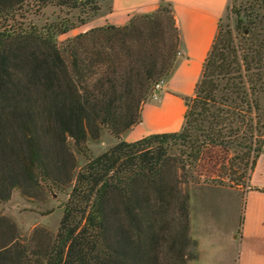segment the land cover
<instances>
[{"label":"trees","instance_id":"1","mask_svg":"<svg viewBox=\"0 0 264 264\" xmlns=\"http://www.w3.org/2000/svg\"><path fill=\"white\" fill-rule=\"evenodd\" d=\"M100 1L0 0V201L13 189L36 197L73 182L55 234L36 226L24 237L0 215V264H190L196 240L186 165L209 146L248 153L259 133L251 168L261 151L264 14L236 10L239 22L253 25L244 45L219 24L179 131L127 142L120 135L139 122L152 85L173 69L179 34L172 8L161 0L124 25L91 27L61 44L55 35L76 21L42 30L17 20L23 7L55 4L78 10L84 23L101 13ZM103 128L117 143L75 172L72 146L83 150ZM191 139L184 158L168 152L171 141ZM216 177L204 181L224 183Z\"/></svg>","mask_w":264,"mask_h":264},{"label":"crops","instance_id":"2","mask_svg":"<svg viewBox=\"0 0 264 264\" xmlns=\"http://www.w3.org/2000/svg\"><path fill=\"white\" fill-rule=\"evenodd\" d=\"M160 1L109 0V10L101 12L96 17L98 24L92 27L124 25L135 14L153 12ZM163 2L172 8L179 34L173 69L161 80L154 96L141 105L139 122L119 140L131 142L181 129L185 97L194 93L228 0ZM189 195L190 235L196 240L190 264H264V137L244 197L228 184L208 182L191 185Z\"/></svg>","mask_w":264,"mask_h":264},{"label":"rangeland","instance_id":"3","mask_svg":"<svg viewBox=\"0 0 264 264\" xmlns=\"http://www.w3.org/2000/svg\"><path fill=\"white\" fill-rule=\"evenodd\" d=\"M100 4L101 12H104L108 3L106 0H101ZM26 9V7H23L19 10L17 20H22L25 24L35 25L42 30H51L52 25L63 22L64 20L76 21V24L66 32L57 33L55 35L59 44L63 43L66 38L88 30L99 22V20L96 19L97 16H95L84 23H77V17L84 16V14L82 15L78 10H72L55 4H48L40 9H36V7L33 6ZM238 9H241L245 14L251 16H253L255 12L264 14V0H228L226 11L220 20L221 29H230L234 43L244 45L249 41L253 25L247 21L246 17L240 16L239 18H243V21H238V17L235 13ZM166 15L169 16V13ZM262 78L264 79V75ZM162 79L157 83L160 84ZM157 83L152 85L145 102L154 96L155 90L159 88V86H156ZM259 99L264 116V94L259 95ZM198 134L199 133H197V137L199 141L201 138L203 139V137ZM258 137L261 138L262 134L259 133V136L254 135L253 143H251L252 147L248 153L247 148H242L240 146H229L225 148L220 146H209L203 148L204 153L200 159L197 162L194 161L191 167L186 165L188 191L190 192V186L196 183H218L217 180H204L209 174L215 177L221 174L224 178L223 184L230 183L232 187L239 189L242 197H244V192L248 186L249 173L252 169L251 160L254 155L253 148L258 145L256 144ZM116 139L117 138L106 128H103L100 138L97 141H93L89 138L85 141L83 150H77L72 146V150L76 157L75 172L87 162L88 158L99 155L117 143ZM191 145L192 139L189 141H171L168 152L184 158L187 153H190ZM187 161L190 162V158ZM189 173L193 176L192 178L188 175ZM230 177H232L234 183L229 179ZM236 183L239 185L235 186ZM72 184L73 182L64 186L62 189H48L45 187L41 190L39 196L36 197H29L24 195L19 189H13L8 199L0 201V215L12 219L17 225L20 234L24 237H27L36 226L44 227L52 234H55L59 228L64 204L68 198ZM227 235L229 236V233ZM230 237L226 239L227 242H230ZM192 251L195 253L196 247L192 248Z\"/></svg>","mask_w":264,"mask_h":264},{"label":"built area","instance_id":"4","mask_svg":"<svg viewBox=\"0 0 264 264\" xmlns=\"http://www.w3.org/2000/svg\"><path fill=\"white\" fill-rule=\"evenodd\" d=\"M160 82H161V81H160ZM159 85H160V84H158V83L156 84L157 87H158Z\"/></svg>","mask_w":264,"mask_h":264}]
</instances>
